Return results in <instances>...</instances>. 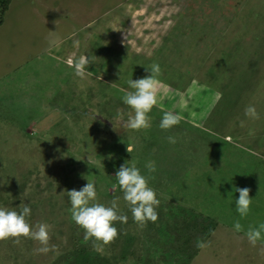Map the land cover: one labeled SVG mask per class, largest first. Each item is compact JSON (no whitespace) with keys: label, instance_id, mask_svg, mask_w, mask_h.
I'll use <instances>...</instances> for the list:
<instances>
[{"label":"rangeland","instance_id":"1","mask_svg":"<svg viewBox=\"0 0 264 264\" xmlns=\"http://www.w3.org/2000/svg\"><path fill=\"white\" fill-rule=\"evenodd\" d=\"M153 62L157 105L150 127L132 131L126 81ZM250 104L258 120L245 117ZM165 112L179 124L161 130ZM125 161L160 201L143 228L114 177ZM87 180L96 202L117 199L127 217L103 254L71 220L66 191ZM234 186L253 198L243 219ZM23 203L55 251L0 241V264H264L244 235L264 222V0H10L0 20V207Z\"/></svg>","mask_w":264,"mask_h":264},{"label":"clouds","instance_id":"2","mask_svg":"<svg viewBox=\"0 0 264 264\" xmlns=\"http://www.w3.org/2000/svg\"><path fill=\"white\" fill-rule=\"evenodd\" d=\"M86 62L78 61L75 74L83 76L82 68ZM148 75L133 80L129 78L126 83L131 91H127L122 102L132 110L126 121V127L132 131L147 129L150 127L149 113L157 105V84L162 71L158 63L153 62L144 68ZM119 115V113H118ZM244 115L247 119L255 121L260 118L254 105H248L244 109ZM180 116L170 112H165L160 120L159 128L169 130L179 124ZM243 127V124H241ZM253 132L250 129L249 135ZM169 143H175L172 136L167 137ZM131 149L127 147V152ZM149 170L154 171V167L149 165ZM115 179L123 193V200L129 207L133 222L143 228L147 222H155L158 219L156 208L160 201L156 193L148 186V181L134 163L125 161L115 173ZM234 191L238 192V198L235 199V212L243 219L248 216L253 198H250V189L247 187L239 188L234 186ZM67 198L71 205V220L83 230L85 241L92 240L93 249L97 253L103 254L105 246L111 244L117 238V229L115 222L124 223L127 217L119 215L117 199L111 201L110 206L98 203L97 186L94 182L87 180V183L79 190L72 189L66 191ZM31 214L29 204L19 206V211L6 207H0V241L12 239L15 244H20L21 239H30L37 241L40 247L36 250L40 254H48L55 251V245H50L49 228L47 224H39L34 227L28 221ZM233 231L241 232L242 225L237 220L232 225ZM248 243L256 247L258 242L261 245V251L264 252V222L258 223L255 227L249 226L244 232ZM197 248L204 249L208 247V242L198 241Z\"/></svg>","mask_w":264,"mask_h":264},{"label":"trees","instance_id":"3","mask_svg":"<svg viewBox=\"0 0 264 264\" xmlns=\"http://www.w3.org/2000/svg\"><path fill=\"white\" fill-rule=\"evenodd\" d=\"M9 2H10V0H0V20L2 18L3 11H6L8 5H9ZM174 100L172 102H174ZM164 255H166V253H164ZM178 257H179V255H178ZM165 264H167V263H165Z\"/></svg>","mask_w":264,"mask_h":264}]
</instances>
